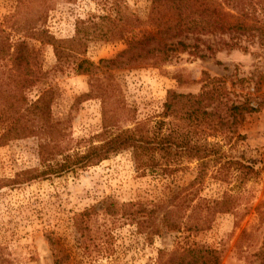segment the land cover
Returning a JSON list of instances; mask_svg holds the SVG:
<instances>
[{"label": "rangeland", "instance_id": "1", "mask_svg": "<svg viewBox=\"0 0 264 264\" xmlns=\"http://www.w3.org/2000/svg\"><path fill=\"white\" fill-rule=\"evenodd\" d=\"M149 4V0H0L1 45L24 41L38 50V63L33 65L38 80L25 90L27 101L51 90V119L59 122L61 146L71 153L103 139L104 116L115 123L121 115L123 128L136 122L152 125L168 89L197 93L208 78H218L226 88L227 103L248 101L257 110L246 115L238 129L242 138L233 136L226 143L218 135L209 141L218 142L227 156L243 157L261 171L239 187L235 181L227 185L215 180L214 167H209L196 187L197 195L214 198L231 188L241 192L238 207L217 214L206 230L163 226L149 236L138 229L124 204L139 202L149 209L163 201L193 179L197 161L182 160L181 168L169 174H142L134 148L126 146L83 169L9 184L6 180L24 170L43 168L38 155L42 137L10 139L0 144V264H57L55 258L60 264H157L161 250L194 244L218 251L220 264H264L263 32L200 35V41L185 40L197 43L195 52L190 48L166 61L152 58L82 73L73 69L75 58L58 63L52 45L38 38L44 31L56 39H70L78 21L97 22L99 15L114 14L118 8L145 20ZM90 31L76 58L96 66L125 47L121 40L97 36V28ZM3 62L0 70L11 69V63ZM100 83L113 94L107 103L92 90ZM65 255L68 259L63 260Z\"/></svg>", "mask_w": 264, "mask_h": 264}, {"label": "trees", "instance_id": "2", "mask_svg": "<svg viewBox=\"0 0 264 264\" xmlns=\"http://www.w3.org/2000/svg\"><path fill=\"white\" fill-rule=\"evenodd\" d=\"M149 2L145 20L118 8L114 14L99 15L97 22L93 19L78 21L70 39H56L44 31L38 38L52 45L58 63L75 58L71 62H75L73 69L78 73L94 71L99 66L122 68L152 58L166 61L175 52L190 48L195 52L197 43L185 40L200 41V35L258 30L263 32L264 38V0ZM91 28H97L100 38L121 40L125 47L112 58L100 59L96 66L85 58H76L84 48ZM2 38L0 60L4 65L11 63L12 67L0 70V144L31 135L43 138L38 151L43 168L24 170L6 180L7 183H22L45 175L83 169L126 146L134 148L142 174H169L181 168L182 160L197 161L193 179L176 191L172 190L163 201L152 203L149 209L139 202L124 204V207H130L128 215L138 229L152 236L160 233L163 226L169 230L181 227L188 231L209 229L217 214L230 213L238 207L241 192H233L231 188L222 190L214 198L197 195L199 188L196 187L202 184L209 167H214L211 174L215 180L227 185L235 181L239 187L261 171L243 157L227 156L218 142L209 141V137L218 135L224 136L226 143L233 136L242 138L238 129L246 115L257 110L248 101L227 103L224 100L226 88L221 79L214 77L208 78L197 93L168 89L159 119L152 125L136 122L133 127L123 128L121 115L115 123L114 119L107 120L104 116V130L100 134L103 139L97 144H89L84 150L67 153L61 146L63 133L59 122L51 119V90L41 91L34 101H27L25 96V90L38 80L33 70V65L38 63V50L24 41L1 45ZM92 90L97 91L106 103L113 97L108 85L103 83L92 86ZM134 205L136 209L132 211ZM139 214L144 218L138 217ZM260 214L264 216V211ZM77 228L81 230L78 223ZM66 259L68 256H63V260ZM54 261L61 263L59 258ZM157 264H220V255L214 248L194 244L170 252L161 250Z\"/></svg>", "mask_w": 264, "mask_h": 264}]
</instances>
